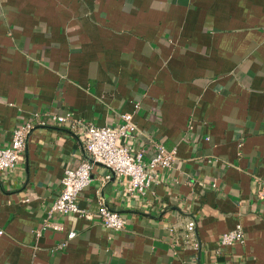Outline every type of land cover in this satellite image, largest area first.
<instances>
[{
    "label": "crops",
    "instance_id": "1",
    "mask_svg": "<svg viewBox=\"0 0 264 264\" xmlns=\"http://www.w3.org/2000/svg\"><path fill=\"white\" fill-rule=\"evenodd\" d=\"M122 113L132 147L178 163L130 199L93 165L77 198L93 220L41 230L64 171L87 158L82 127ZM24 123L25 153L0 172V264H264V0H0V149ZM100 199L121 232L96 219ZM237 225L244 243L220 247Z\"/></svg>",
    "mask_w": 264,
    "mask_h": 264
},
{
    "label": "built area",
    "instance_id": "2",
    "mask_svg": "<svg viewBox=\"0 0 264 264\" xmlns=\"http://www.w3.org/2000/svg\"><path fill=\"white\" fill-rule=\"evenodd\" d=\"M73 121L69 113L51 115L49 122L54 125H67ZM45 123H40L44 126ZM81 142L87 158L76 168L64 171L60 180L61 190L53 200L47 218L44 220L42 229H60L53 226L51 218L54 215L71 217L76 222L79 219L92 221L93 216L78 207L77 198L92 181L93 165L106 168L110 175L117 178L126 186V199L142 198L151 191L159 172L174 167L178 163L175 151H168L162 145L155 144L154 155L146 159L142 148L132 147L128 140L138 132L133 122L131 113L119 115V122L111 127H97L86 125L82 127ZM33 126L24 123L16 127L11 135L9 144L0 149V172L12 171L21 161L25 153L27 142ZM110 176H107L108 180ZM264 195L263 191H260ZM96 219L108 231L119 233L125 227V221L117 211L110 210L103 199L98 202ZM186 230L191 234L194 231V223H189ZM41 231H37V237ZM1 235V232H0ZM76 236L75 230L70 229L64 242L58 244L54 251L62 250L69 240ZM245 237L241 225L221 235L220 247H230L236 243H244Z\"/></svg>",
    "mask_w": 264,
    "mask_h": 264
}]
</instances>
